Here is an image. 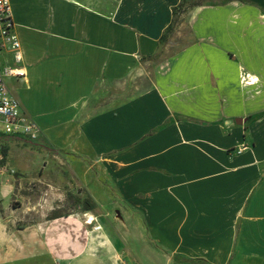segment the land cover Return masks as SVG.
Wrapping results in <instances>:
<instances>
[{"label": "crops", "instance_id": "0c3cea01", "mask_svg": "<svg viewBox=\"0 0 264 264\" xmlns=\"http://www.w3.org/2000/svg\"><path fill=\"white\" fill-rule=\"evenodd\" d=\"M9 1L22 61L0 40V63L24 75L8 86L37 142L118 211L129 262L264 264V0L189 8L191 42L161 58L181 0ZM93 218L0 206V264H109Z\"/></svg>", "mask_w": 264, "mask_h": 264}, {"label": "rangeland", "instance_id": "374dc122", "mask_svg": "<svg viewBox=\"0 0 264 264\" xmlns=\"http://www.w3.org/2000/svg\"><path fill=\"white\" fill-rule=\"evenodd\" d=\"M211 2L186 0L185 5ZM185 20L184 13L178 16L177 23L161 42L158 57L171 55L191 42ZM37 140L0 137L4 175H11V179L17 182L14 194L5 203L4 200L0 201V206L9 215L41 221L67 214L79 215L81 218L83 215L95 216V229L102 231L104 239L101 252L105 259L109 264H132L127 258L129 253L117 228L121 216H117L113 209L105 211L96 207L84 190L75 183L69 169L58 158L59 154ZM21 158L26 165H20ZM46 201L53 202L54 205H47ZM87 206L91 208L90 211L85 210Z\"/></svg>", "mask_w": 264, "mask_h": 264}, {"label": "built area", "instance_id": "2783aa9c", "mask_svg": "<svg viewBox=\"0 0 264 264\" xmlns=\"http://www.w3.org/2000/svg\"><path fill=\"white\" fill-rule=\"evenodd\" d=\"M13 19L10 1L0 0V40L1 46L8 45L16 64L22 61L20 42L13 33ZM24 72L18 66L0 63V135L21 137L30 141L39 138L40 130L37 124L21 112L19 100L12 94L7 80L12 77H22ZM3 156L0 153V179L4 172Z\"/></svg>", "mask_w": 264, "mask_h": 264}, {"label": "trees", "instance_id": "16d2710c", "mask_svg": "<svg viewBox=\"0 0 264 264\" xmlns=\"http://www.w3.org/2000/svg\"><path fill=\"white\" fill-rule=\"evenodd\" d=\"M185 2H186V0H181L180 3H179L175 8H173V10H172L173 21H172L171 25H169V26L167 27L165 33L161 36L160 40H163V39L166 37V35L170 32V30L173 28V26L177 23V19H178V16H179L180 14L185 13V12L187 11L188 8H191V7H197V6L202 5L201 3H192V4H190L189 6H186V5H185ZM86 203H87L86 205H88V202H86ZM85 210H86V211H90L91 208H90L89 206H87V207L85 208ZM55 217H57V216H54V217H52V218H55ZM50 219H51V218H50Z\"/></svg>", "mask_w": 264, "mask_h": 264}, {"label": "water", "instance_id": "95a60500", "mask_svg": "<svg viewBox=\"0 0 264 264\" xmlns=\"http://www.w3.org/2000/svg\"><path fill=\"white\" fill-rule=\"evenodd\" d=\"M116 213L118 214V211H116Z\"/></svg>", "mask_w": 264, "mask_h": 264}, {"label": "bare ground", "instance_id": "6f19581e", "mask_svg": "<svg viewBox=\"0 0 264 264\" xmlns=\"http://www.w3.org/2000/svg\"><path fill=\"white\" fill-rule=\"evenodd\" d=\"M250 83V82H249ZM255 84V83H254Z\"/></svg>", "mask_w": 264, "mask_h": 264}]
</instances>
